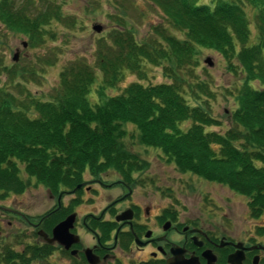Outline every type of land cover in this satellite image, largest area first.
<instances>
[{
	"label": "trees",
	"instance_id": "16d2710c",
	"mask_svg": "<svg viewBox=\"0 0 264 264\" xmlns=\"http://www.w3.org/2000/svg\"><path fill=\"white\" fill-rule=\"evenodd\" d=\"M18 1L23 3L0 0V25L37 46L44 41H40L44 26L54 16L60 21L62 8L48 5L35 14L31 1L25 5ZM151 1L184 38L160 26V38L152 36L139 45L129 31H122L112 35L116 47L99 48L96 66L104 87L117 82L122 70L141 77L144 62L162 65L169 82L148 86L135 82L121 96L107 95L103 88L99 94L105 96L103 101L92 105L88 94L97 74L87 61L63 70L51 101L19 102L0 81V198L24 192L22 170L54 193L75 186L85 173L96 178L114 170L132 181V172L139 168L123 145L126 127L132 125L143 146L160 150L183 172L247 196L253 217L264 214V0H245L255 11L254 42L247 13L240 6L244 0H238L240 5L218 0L213 7L197 0ZM197 46L218 53L229 64V72L242 76L237 107L225 133L205 131L209 122L218 120L183 96L186 87L191 92L192 88L176 71L197 66ZM6 72L11 80L18 79V88L27 80L25 69H8L0 59V76ZM196 87L204 89L202 84ZM188 122L191 126L183 129ZM34 248L23 254L4 250L0 264H34ZM40 257L37 253L35 258Z\"/></svg>",
	"mask_w": 264,
	"mask_h": 264
},
{
	"label": "rangeland",
	"instance_id": "374dc122",
	"mask_svg": "<svg viewBox=\"0 0 264 264\" xmlns=\"http://www.w3.org/2000/svg\"><path fill=\"white\" fill-rule=\"evenodd\" d=\"M28 1L33 3L35 14L40 10L44 11L48 5H55L62 8L60 10L62 17L60 21H57L54 16L55 20L44 26V37L40 39L44 41L37 46L35 43H30L25 35L4 29L0 25V59L3 66L8 69L22 67L27 71V80L20 88L15 86V81L18 79L11 80L7 72L0 76L2 85H6L7 91L13 93L19 102L26 103L32 98L51 101L63 70L79 61H87L97 74V80L88 94V100L92 105L103 101L104 95H99L103 88L107 95L121 96L124 95L128 86L135 82L148 86L170 81L162 65L156 66L144 62L141 77L131 71L122 70L117 76V82H113L112 86L104 87L101 81L102 74L96 66L99 48L103 49L106 45L109 48L116 47L115 38L112 35L117 36L122 31L125 33L129 31L134 42L139 45L147 42L149 37L160 38L157 30L160 26L166 28L170 34L184 38L183 34L177 32L168 23L162 9L151 0H23V3L18 2L20 5H25L29 3ZM216 1L218 0H197L199 5L206 4L210 7H213ZM220 1L240 5L238 0ZM240 6L247 13L252 31L251 42H254L257 34L255 11L245 0ZM125 25L128 30L123 29ZM97 26L101 28L99 32L94 29ZM195 51L197 66L192 71L184 68L176 71L179 77L192 88L191 92L186 87L183 96L191 106L200 105L218 120L209 122L210 124L205 126V131L225 133L231 126V112L237 107L235 98L242 87V76L229 72V64L213 50L197 46ZM16 54H18V60L14 62ZM207 59L212 62V67L206 64ZM49 60L53 63L50 64ZM42 61L45 65H42ZM12 81L13 84H11ZM196 84L204 85V89H198ZM198 96V101H195L194 98ZM190 126L191 122L185 123L183 129L187 130ZM126 130L123 145L135 157L139 169L132 172V181L128 182L114 170L100 173L108 177L106 182L122 180L130 186H148L147 189L139 192L138 196L146 197L150 194L154 204L168 208L173 218L179 216L188 222L197 219L201 228L219 237L225 236L236 241L255 239L256 242L264 243V214L259 217H253L250 214L247 196L233 192L228 186L203 176L181 171L175 164L170 163L160 150L143 146L139 142L135 127L128 125ZM210 168L214 169V167L208 169ZM21 177L26 185L24 192L0 198V208L19 211L25 215L26 220L0 209V253L10 250L13 253L23 254L26 248H32V245L37 243V237L26 221L31 223L37 221L49 212L53 204L50 199L52 192L49 189L37 183L35 179L28 178L23 170ZM86 178L89 179V176ZM36 255L37 253L32 254L33 259L29 255L27 257L31 259V262L34 260V264H48V260L37 262Z\"/></svg>",
	"mask_w": 264,
	"mask_h": 264
},
{
	"label": "flooded vegetation",
	"instance_id": "af4514ba",
	"mask_svg": "<svg viewBox=\"0 0 264 264\" xmlns=\"http://www.w3.org/2000/svg\"><path fill=\"white\" fill-rule=\"evenodd\" d=\"M106 179L85 173L75 186L50 193L53 204L49 212L30 225L37 237L34 247L41 256L37 262L168 264L178 256L207 264L203 254L208 250L217 257V264H264V243L213 235L197 219L188 222L171 217L168 208L154 204L150 194L138 196L148 186ZM69 217H73L69 230L73 243L68 248L57 241L49 243L54 228ZM236 253L241 260L228 262Z\"/></svg>",
	"mask_w": 264,
	"mask_h": 264
},
{
	"label": "water",
	"instance_id": "95a60500",
	"mask_svg": "<svg viewBox=\"0 0 264 264\" xmlns=\"http://www.w3.org/2000/svg\"><path fill=\"white\" fill-rule=\"evenodd\" d=\"M94 29L97 30V32H99L101 28L97 26ZM24 46L26 47V44H24ZM17 60H18V54L14 56V61ZM206 64H208L210 67L213 66L210 59L206 60ZM0 209L5 212H11L20 215L19 213L7 208L1 207ZM72 223H73V217H69L68 219L57 225L53 230V236H54L53 239L48 240V242L53 243L54 241H57L58 243L65 245V247L68 248L70 243H73L72 240L73 236L69 232L70 228L72 227ZM39 234L41 236L43 232H39ZM239 254L240 253H236L233 256H231L230 259L228 258V262L231 261V263H234V261L236 262V259L241 260ZM203 256L207 259V264H216L217 257L211 251L208 250L205 251ZM168 264H199V263L197 259L184 260L176 256V258L171 260Z\"/></svg>",
	"mask_w": 264,
	"mask_h": 264
}]
</instances>
